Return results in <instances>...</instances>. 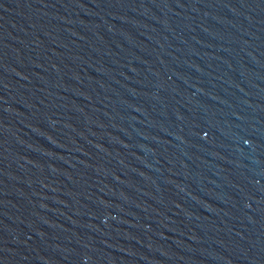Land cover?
I'll return each instance as SVG.
<instances>
[{
	"label": "water",
	"instance_id": "water-1",
	"mask_svg": "<svg viewBox=\"0 0 264 264\" xmlns=\"http://www.w3.org/2000/svg\"><path fill=\"white\" fill-rule=\"evenodd\" d=\"M0 264H264V0H0Z\"/></svg>",
	"mask_w": 264,
	"mask_h": 264
}]
</instances>
